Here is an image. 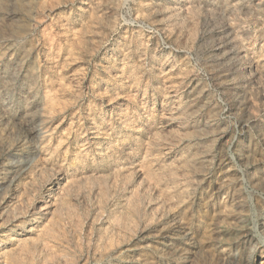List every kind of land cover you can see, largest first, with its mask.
<instances>
[{"label":"rangeland","instance_id":"rangeland-1","mask_svg":"<svg viewBox=\"0 0 264 264\" xmlns=\"http://www.w3.org/2000/svg\"><path fill=\"white\" fill-rule=\"evenodd\" d=\"M0 264H264V0H0Z\"/></svg>","mask_w":264,"mask_h":264}]
</instances>
